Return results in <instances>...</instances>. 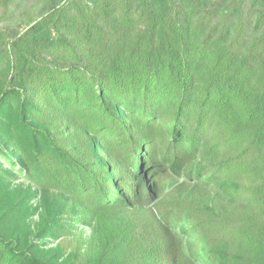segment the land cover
<instances>
[{
  "label": "trees",
  "instance_id": "trees-1",
  "mask_svg": "<svg viewBox=\"0 0 264 264\" xmlns=\"http://www.w3.org/2000/svg\"><path fill=\"white\" fill-rule=\"evenodd\" d=\"M0 264H264V0H0Z\"/></svg>",
  "mask_w": 264,
  "mask_h": 264
},
{
  "label": "built area",
  "instance_id": "built-area-1",
  "mask_svg": "<svg viewBox=\"0 0 264 264\" xmlns=\"http://www.w3.org/2000/svg\"><path fill=\"white\" fill-rule=\"evenodd\" d=\"M88 232V230H86Z\"/></svg>",
  "mask_w": 264,
  "mask_h": 264
}]
</instances>
